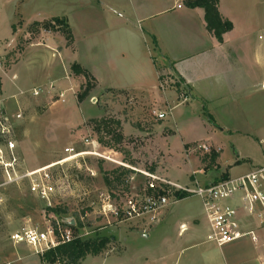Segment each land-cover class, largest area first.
<instances>
[{
  "label": "rangeland",
  "instance_id": "374dc122",
  "mask_svg": "<svg viewBox=\"0 0 264 264\" xmlns=\"http://www.w3.org/2000/svg\"><path fill=\"white\" fill-rule=\"evenodd\" d=\"M261 1L264 14V0ZM137 11L133 0H0V60L3 63L0 85L5 74L12 76L16 73L26 77V73L36 74L50 64L49 54L40 53L36 57L34 51L25 65L16 68L31 44L50 43L62 50L66 43L67 47V71L57 70L50 76L54 79L65 74V94L57 90L44 95L43 89L39 96L29 97L26 96L28 92H20L31 90L34 86L30 82L25 89L21 87V80L16 79L15 82L6 78L7 95L17 94L10 98L7 110L23 114L17 121L15 132L16 154L21 159L22 168L34 169L65 158L66 147H74L78 151L90 150L91 147L83 141L87 135L96 139L104 149H113L117 153L114 157L123 159L139 171L158 172L181 185L193 179L200 182L204 174L210 177L219 175V162L224 173L229 165L241 160L235 165L232 175L263 166L264 117L256 100L260 89L249 97L248 105L247 101L242 103L243 111L238 107L240 112L227 116L219 110L220 113H217L220 102L209 107H202L196 101L176 106L175 100L172 102L173 120L166 99L175 90L177 100H183L182 95L187 88L181 83V92L177 91L174 84L181 82V77L153 46L151 34L146 28L148 22L135 17ZM65 15L76 39V58L72 56L74 43L68 46L62 32L45 29L34 32L30 28L36 20ZM254 34L258 43H264V28H254ZM124 43H135L136 77L131 75L132 79L139 77L147 91L156 95L145 98L133 91L101 89L93 78L88 80L94 87L85 93L83 86L87 84V78L74 74L71 69L75 59H91L96 64L97 53L112 52ZM40 86L36 87L41 89ZM22 99L23 103H19ZM154 110L166 112L163 122L175 134L169 137L171 129L160 127L162 120L157 118ZM213 116L218 117L216 124ZM102 120L109 125L100 124ZM204 121L208 125H204ZM117 134H121L122 139ZM101 137L111 145L103 144ZM190 137L221 147L216 161L211 159V153L198 148L200 143L183 145V139ZM212 148L215 147L212 145ZM85 156L53 168L55 192L51 197V206L31 193L26 182L3 185L6 176L0 171V185H3L0 186V264H45L32 248L25 245L15 247L10 235L26 221L44 228L46 219L49 222L59 220L63 228H67L69 222H76L77 226L82 223L80 229L73 226L82 238L95 236L98 232L111 239L104 252L87 256L83 264H226L231 254L242 257L250 247L253 249L245 240L232 241L223 246L207 242L204 229L197 235L191 234V231L179 235L178 223L204 218L202 202L197 196L179 201L172 198L163 211V219L151 230H146V226H135L134 220L115 221L109 212L106 215L103 213L104 196L111 195V204H124L131 198L141 199L146 178L138 171H131L110 186L106 174L120 168L119 165L94 155ZM55 206L64 208L65 212L55 213L47 209ZM118 229L121 231L118 232ZM147 233L149 236H146ZM182 248H185L183 252ZM196 253L201 256L194 257ZM15 258L18 259L16 262Z\"/></svg>",
  "mask_w": 264,
  "mask_h": 264
},
{
  "label": "crops",
  "instance_id": "0c3cea01",
  "mask_svg": "<svg viewBox=\"0 0 264 264\" xmlns=\"http://www.w3.org/2000/svg\"><path fill=\"white\" fill-rule=\"evenodd\" d=\"M133 2L138 9V15L135 13L134 16H139L148 22L146 28L151 34L153 46L157 48L161 58L170 63V67L173 68L174 72L185 80L184 85L187 89L186 93L182 95L183 100H177L178 94L175 90H172L170 98L166 99L171 108L170 115L173 120L172 109L174 106H172V102L175 100L176 106L180 104L190 105L193 101H196L202 107H209L220 102L221 105L217 108V113L221 112V114L227 116V114H232L233 112H240L237 111L238 107L243 111L241 107L242 103L249 100V97L253 96L257 89L261 90L257 91V105H259V112L264 117V43H258L254 34V28H264L263 4L261 0L259 3L258 0H219V10L222 16L233 23V29L223 35L222 42H219L207 30L205 11L201 7L189 8L185 6L182 0H133ZM179 4L181 7H178ZM237 11H240V13ZM241 11L243 12L241 13ZM65 17L67 18L66 15ZM73 50L72 56L76 58L74 57L77 53L75 38ZM34 51L36 57L40 56V53L51 54V58L48 55L50 64L45 66V70L39 71L36 74L35 72H33L34 74L26 73V77L23 74V77L16 73L12 76L5 74L6 77L4 76L1 79L0 85V105L5 108H10V98L17 95L15 93L7 95L6 78H11L13 81L16 79L21 80V85L23 84L21 87H25V89L29 84L28 82H30L31 86L34 87L31 90L29 89V91H27L28 89L26 91L21 89L22 91L20 92V94L28 92L27 94L29 95L26 96L29 97H36L31 92L38 85H41L42 91L44 89V95L54 93L57 90H61L64 94L67 92V88H65L67 85L65 74L50 79L52 78L50 76L54 75L57 70L64 69V71H67L66 43L62 50L57 49L55 45L50 43L31 44L15 65L16 68L25 65L28 57L31 55L30 53ZM135 53V43H124V45H118L112 52L97 53L96 64L91 59L82 61L81 58L75 59V62H79L89 71L95 78L97 86L101 89L133 91L145 96V98L154 97L156 93L153 92V94L147 91L145 85L139 80V77L138 79H132L131 77V75L136 77L134 66L136 60ZM140 60H142V57H140ZM32 81L36 82L32 83ZM63 87L64 89H62ZM17 102L16 100V104L19 105V103H23V99L22 101L19 100V103ZM248 103L249 101L246 102V105ZM247 108L248 106H246ZM212 119L216 124L218 117L213 116ZM161 120L162 125L160 127H168L165 126L163 119ZM204 125H208V122L204 121ZM171 131L172 133L169 137L175 134V131L172 129ZM204 142L222 150L221 147L214 145L210 141H202V139L200 141L194 137L183 139V145L187 146ZM240 162L241 160H236L233 165L231 164L226 168L225 172H228L230 176H236L232 175L231 172L235 165ZM220 165L219 162L217 165L219 166L217 168L219 175L210 177L208 174H204L205 177L200 182L209 183L219 178L221 176L220 173L224 171V169H220ZM250 170L252 169H247L243 173ZM202 209L203 219H191L187 221L188 223L184 221L178 223L179 235H183L188 231H191V234L197 235L204 229L207 241L210 227L203 204ZM163 215L164 212L156 222L150 225L149 230L163 219ZM134 221H136L134 225L139 227L146 226L147 222L146 219H134ZM182 227L184 228L182 229ZM242 227L244 231L254 230L258 236V241L254 242L248 236L239 239L245 240L253 249L250 247V250L244 253L242 257L231 254L226 264H259V261H261V264H264V222L262 223L259 219L244 216ZM120 231L121 229H118V232ZM146 236H149V234L147 233ZM184 250L185 248H182L181 252ZM193 256L198 257L201 255H197L196 253ZM16 260L18 259L15 258L14 262Z\"/></svg>",
  "mask_w": 264,
  "mask_h": 264
},
{
  "label": "built area",
  "instance_id": "2783aa9c",
  "mask_svg": "<svg viewBox=\"0 0 264 264\" xmlns=\"http://www.w3.org/2000/svg\"><path fill=\"white\" fill-rule=\"evenodd\" d=\"M178 7L181 5L179 4ZM2 66L3 63L0 60V68ZM41 91L40 88H34L31 93L33 96H38ZM153 113L158 119L166 117L165 111L154 110ZM22 116V112L10 113L7 108L0 106V171L6 176L3 185L26 182L31 193L45 200L47 205L51 206V197L55 192L53 168L56 165L62 166L64 163L72 162L78 157L94 155L117 163L119 167L138 171L146 178L141 199L131 198L124 204L121 202L111 204V195L104 196L102 199L103 213L106 215L109 212L115 221L146 219V230H148L150 225L159 219L172 198L178 200L180 196H197L201 199L210 227L207 235L208 242L223 246L246 236L254 242L258 241L254 230H243L242 220L244 216H249L264 222V165L219 181L200 183L194 179L186 185H181L158 172L139 171L123 159L114 157L117 153L113 149H104L96 139L87 135L83 141L86 146L91 147L90 150L78 151L74 147H66L64 151L67 156L65 158L38 168L23 169L20 163L21 159L16 154L15 140L17 121L21 120ZM198 145V148L206 153H211L215 149L217 152L220 151L205 142ZM48 220H45L44 228L29 224L28 221L23 222L10 235V240L15 247L28 246L40 256L58 244L73 238V226L76 225V222H69L67 228H63L59 224V220L56 219V223Z\"/></svg>",
  "mask_w": 264,
  "mask_h": 264
},
{
  "label": "trees",
  "instance_id": "16d2710c",
  "mask_svg": "<svg viewBox=\"0 0 264 264\" xmlns=\"http://www.w3.org/2000/svg\"><path fill=\"white\" fill-rule=\"evenodd\" d=\"M185 6L189 8L201 7L205 11V22L207 30L216 37L219 42L223 41V35L228 31L233 29V23L224 18L219 10V0H182ZM30 28L34 32H39L41 29L49 30V31H60L64 34L67 45L71 46L74 43V34L68 19L65 16H54L48 20H36L32 22ZM12 29H15V25L12 26ZM71 69L74 74L83 75L87 78V84L83 86L85 88V93L90 91L94 85L88 80V78H95L87 71L80 63L73 62L71 65ZM161 80V77H159ZM181 82H175L174 86L177 91L181 92V83L185 84V80L183 78L180 79ZM83 98V95H82ZM108 124L106 121H100V124ZM117 124L119 122L116 121ZM100 124L98 126H100ZM109 127V126H106ZM112 132V131H111ZM119 139H122L121 134H117ZM100 141L105 145H111L110 142L105 141L103 137L100 138ZM218 156V152L212 150L211 159L215 162L216 157ZM131 172L130 169H126L123 167L117 168L112 172L106 174L107 183L110 186H113V183L118 181L123 175L129 174ZM230 175L228 172H224L221 174L219 178L215 181H219L221 179H226ZM185 198V196H180V199ZM51 212L61 213L65 212L64 208L61 207H48L47 208ZM77 226V225H75ZM74 226V227H75ZM77 229L83 227V224L77 226ZM74 236L69 241L62 242L58 244L56 247L51 248L50 250L44 252L40 255V260L45 264H83V261L87 256L93 255L97 256L104 252L111 239L107 236L100 235L98 232L95 236H90L87 238H82L78 231L73 228Z\"/></svg>",
  "mask_w": 264,
  "mask_h": 264
}]
</instances>
